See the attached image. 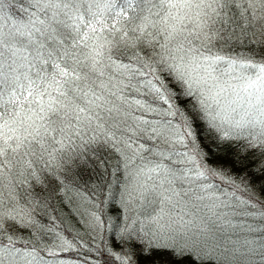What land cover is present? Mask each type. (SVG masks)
Returning a JSON list of instances; mask_svg holds the SVG:
<instances>
[{"label":"snow or ice","instance_id":"1","mask_svg":"<svg viewBox=\"0 0 264 264\" xmlns=\"http://www.w3.org/2000/svg\"><path fill=\"white\" fill-rule=\"evenodd\" d=\"M16 4L0 0V264H264V0ZM94 149L119 157L96 201ZM54 194L91 204L103 246L36 219Z\"/></svg>","mask_w":264,"mask_h":264},{"label":"trees","instance_id":"2","mask_svg":"<svg viewBox=\"0 0 264 264\" xmlns=\"http://www.w3.org/2000/svg\"><path fill=\"white\" fill-rule=\"evenodd\" d=\"M22 2L23 0H17V4L11 9L14 15H19L17 8ZM249 48L259 49L260 46L254 42L240 43L233 41L225 44L223 40H218L215 42L213 50H220L222 54L231 56H251L253 53L248 51ZM126 95L131 99L138 94L135 91L129 92L126 90ZM139 143L150 144L151 142L146 139L141 140L137 142V146ZM118 160V155L110 149H94L93 152L89 153L87 157V170L84 174L87 188L83 190L86 197L90 196L93 201L103 199L105 192L101 191V189L106 182L113 179L111 173L117 166ZM117 175L119 176L120 174ZM62 199L60 194H54L47 207L37 208L35 213L36 219L45 226L54 227L56 231L68 235L69 238L78 231L79 236L77 239H83L93 249H95L96 243H101L103 246V241L99 237L93 241L91 236L87 234L85 209L91 208V204H85L81 207L78 204H70L66 200L62 202ZM50 235L54 236L55 233H51ZM108 243L111 244V240ZM80 252L81 254H88L85 249H81ZM72 255H76V253H72ZM88 264H91V261Z\"/></svg>","mask_w":264,"mask_h":264}]
</instances>
